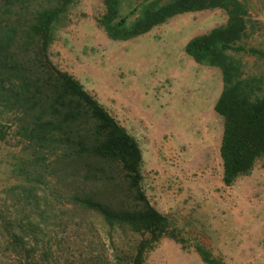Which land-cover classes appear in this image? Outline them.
<instances>
[{"label": "trees", "instance_id": "1", "mask_svg": "<svg viewBox=\"0 0 264 264\" xmlns=\"http://www.w3.org/2000/svg\"><path fill=\"white\" fill-rule=\"evenodd\" d=\"M103 1L99 24L120 41L148 33L179 14L217 8L227 12L224 24L192 37L185 51L197 63L221 71L223 88L215 110L224 120V184L231 186L249 175L259 160L264 166V75L248 72L244 60L251 55L264 61V49L245 43L254 27L248 4ZM77 2L0 0V113L11 115V125L0 124V139L16 126L18 144L30 152L31 159L24 160L28 177L32 166L38 175L37 182L2 191L6 197L0 199V264H60L46 239L51 220L61 212L78 219L86 235L90 233L84 264H147L149 253L164 237L186 246L168 214L149 203L135 209L118 203L122 193L145 199L140 142L79 78L50 58V47ZM49 174L60 175V186L48 181ZM97 222L107 234L110 255L94 239ZM195 247L207 264L221 263L203 244Z\"/></svg>", "mask_w": 264, "mask_h": 264}, {"label": "rangeland", "instance_id": "2", "mask_svg": "<svg viewBox=\"0 0 264 264\" xmlns=\"http://www.w3.org/2000/svg\"><path fill=\"white\" fill-rule=\"evenodd\" d=\"M243 1L254 21L245 43L264 49V0ZM104 12L103 0H78L49 55L59 69L95 93L140 142L145 199L122 193L118 203L132 209L149 203L168 214L187 240L184 247L164 237L147 264H207L196 243L206 246L220 264H264L263 160L233 185L224 184V120L215 110L223 88L221 71L197 63L185 51L192 37L224 24L227 12L217 8L179 14L127 41L107 35L99 24ZM123 12H128L126 6ZM244 60L248 72L264 75L263 60L251 55ZM10 116L0 113V124L11 125ZM15 129L13 125L0 139V199L6 197L3 190L38 177L34 166L28 177L24 160L31 159L30 152L18 144ZM48 177L60 186V175ZM69 216L61 212L51 220L46 240L60 264H84L90 233ZM96 227L94 239L110 255L105 229L99 222Z\"/></svg>", "mask_w": 264, "mask_h": 264}]
</instances>
